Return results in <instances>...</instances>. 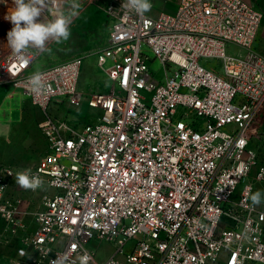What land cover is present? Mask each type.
<instances>
[{"label":"built area","instance_id":"obj_1","mask_svg":"<svg viewBox=\"0 0 264 264\" xmlns=\"http://www.w3.org/2000/svg\"><path fill=\"white\" fill-rule=\"evenodd\" d=\"M126 3L107 2L108 38L92 52L105 90L79 86L89 53L35 71L29 49L27 64L14 53L0 62V81L44 113L47 142L29 166L0 159L9 264H264V196L251 201L264 182V54L252 47L261 10L180 0L154 16ZM36 72L39 94L28 81ZM54 98L84 101L91 116L52 114ZM26 169L41 188L17 185ZM94 243L113 251L100 259Z\"/></svg>","mask_w":264,"mask_h":264},{"label":"rangeland","instance_id":"obj_2","mask_svg":"<svg viewBox=\"0 0 264 264\" xmlns=\"http://www.w3.org/2000/svg\"><path fill=\"white\" fill-rule=\"evenodd\" d=\"M108 1L109 0H46L44 11H42L37 22H46V20L53 19L51 13L57 9L64 11L66 15L71 12H75L76 15L72 19L70 25L71 35L67 41L56 43L50 40L46 44L45 51L29 48L35 55V59L29 71H35L44 65L58 62V59H62L63 57H69L79 52H86L89 53V58H87L82 65L79 83L82 82L85 88L88 89L90 87L91 89L95 85L94 79L98 78L100 79L102 90L106 89V84L109 85V81L106 82V76L96 66L95 55L92 52L96 48L105 45L109 34V28L113 20L106 12ZM149 2L152 7L147 13L151 15L161 10L172 11L176 6V0H149ZM74 4L78 5V7L73 8ZM15 7L14 0H0V22L4 21V18H6ZM10 28V25L5 23L3 33L7 34V29L10 30ZM239 50L242 49L228 45L229 52ZM1 51L3 55L0 56V62L1 64H5L8 59L7 56L10 57L13 53L8 44L6 48ZM146 51L151 59V69L158 71L161 68V63L149 49ZM5 70L6 68L4 66L0 68V76H4ZM10 92H12V94H10ZM1 95H6L0 109L1 120L4 122L8 117L17 122L0 125V159L18 167L29 166L36 162L47 148L45 136L39 126V122L44 117V113L38 107L30 103L23 89L13 86L11 81H0V97ZM62 100L63 98H54L48 105V111L52 114H64L75 119L82 118L87 120L89 116H91L92 110L84 101L73 104L68 102V100ZM22 108L24 110L23 117L18 121L22 116ZM262 149L264 150V144ZM257 186L255 192H261L262 200L264 196V182ZM40 193L41 191L35 193L34 196L37 197ZM93 245L98 247L100 259L105 258L113 251V246L107 243H94ZM12 252L13 248L9 246H0V264H9Z\"/></svg>","mask_w":264,"mask_h":264},{"label":"clouds","instance_id":"obj_3","mask_svg":"<svg viewBox=\"0 0 264 264\" xmlns=\"http://www.w3.org/2000/svg\"><path fill=\"white\" fill-rule=\"evenodd\" d=\"M15 9L10 12L6 19L10 20L14 27L7 33L8 46L12 53L22 60L25 64L29 63L25 52L29 48L38 51H45L46 44L52 40L56 43L67 41L71 35L70 25L75 12L65 14L64 11L57 9L52 12L53 19L46 22H37L44 11L46 0H14ZM78 5H73V8ZM129 10L143 15L151 10L149 0H127L125 5ZM23 25V26H22ZM32 92L39 94L44 87L43 74L36 72L28 78ZM16 183L25 190L35 191L41 188L43 181L39 176L31 175L30 170H22L16 173ZM253 205L261 203V192L257 191L251 196ZM88 259L87 255L83 258Z\"/></svg>","mask_w":264,"mask_h":264},{"label":"crops","instance_id":"obj_4","mask_svg":"<svg viewBox=\"0 0 264 264\" xmlns=\"http://www.w3.org/2000/svg\"><path fill=\"white\" fill-rule=\"evenodd\" d=\"M157 1H161V0H157ZM179 1L180 0H176V6L173 8L174 10L177 8V5H178V3H179ZM244 2H246L247 4H249V5H251V6H254V7H256V8H258L259 10H261V12H262V14H263V17H262V20H261V23H260V26H259V28H258V31H257V34H256V37H255V39H254V41H253V44H252V47L257 51V52H259V53H261V54H264V0H243ZM174 10H172V11H166V10H161V11H158L157 13H153L152 15H157L158 13H160V12H162V11H166V12H173ZM4 17V16H3ZM6 18H4V21H2V22H0V56H2L3 55V53H1L2 51L1 50H3L4 48H6V45L8 44V42H7V34L6 33H3V30H4V25H5V23L6 24H8V25H10V30L9 29H7V31L9 32V31H11V29L14 27V25L12 24V22L10 21V20H8V19H6ZM3 34V35H2ZM108 38V37H107ZM107 41V40H106ZM106 44V43H105ZM104 46V45H103ZM103 46H101V47H103ZM100 48V47H99ZM96 49H98V48H96ZM95 49V50H96ZM79 53H86V52H79ZM76 54H78V53H76ZM70 57V56H69ZM66 58H68V57H63L62 59H58V61H61V60H63V59H66ZM87 58H89V56H86V58H85V60L87 59ZM85 60H84V62H85ZM56 61V60H55ZM95 62H96V60H95ZM46 66H48V64L47 65H44V66H42L41 68H44V67H46ZM96 66H97V64H96ZM98 67V66H97ZM40 68V69H41ZM94 83H95V85L91 88V89H95V90H102V88H101V85H100V79H98V78H95L94 79ZM79 86L81 87V88H85V86H84V84L82 83V82H80L79 83ZM97 88V89H96ZM87 89V88H86ZM88 89H90V87L88 88ZM103 90H105V89H103ZM9 94V93H8ZM10 94H12V92H10ZM5 97H6V95H1V97H0V109H1V107H2V103H3V101H4V99H5ZM23 113H24V110H23V108H22V116L18 119V121H20L21 119H22V117H23ZM262 119H263V121H264V111H263V116H262ZM13 122H17V121H13L11 118H8L7 117V119H5V121L3 122L2 120H1V118H0V125H4V123L5 124H12Z\"/></svg>","mask_w":264,"mask_h":264}]
</instances>
